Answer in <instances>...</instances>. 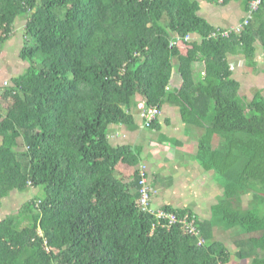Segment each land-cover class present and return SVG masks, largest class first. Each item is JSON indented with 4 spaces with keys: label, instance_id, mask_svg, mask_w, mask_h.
Returning <instances> with one entry per match:
<instances>
[{
    "label": "trees",
    "instance_id": "16d2710c",
    "mask_svg": "<svg viewBox=\"0 0 264 264\" xmlns=\"http://www.w3.org/2000/svg\"><path fill=\"white\" fill-rule=\"evenodd\" d=\"M199 1L0 0V52L23 17L28 64L0 86V207L11 191L37 189L0 219V264H264V95L240 93L229 62L254 66L264 0H234L250 19L227 36ZM139 102L161 111L148 126ZM170 113L222 192L203 220L187 206L153 207L188 214L197 234L139 207L143 145L111 140L123 125L181 145L161 131ZM122 162L136 167L127 182ZM214 228L237 234L233 254Z\"/></svg>",
    "mask_w": 264,
    "mask_h": 264
},
{
    "label": "rangeland",
    "instance_id": "374dc122",
    "mask_svg": "<svg viewBox=\"0 0 264 264\" xmlns=\"http://www.w3.org/2000/svg\"><path fill=\"white\" fill-rule=\"evenodd\" d=\"M236 12L237 9L235 10L234 16H236ZM202 13L204 14L205 12ZM198 14L201 15L200 13ZM213 14L216 17L217 13ZM24 24L25 19L23 17H19L15 20L13 35L5 43L2 51L0 52V86L2 87L9 86L10 77L12 75L22 73L28 65L19 58V51L25 44L26 39L24 37ZM216 26H221L228 29L230 27L219 24ZM256 48L257 52L254 66H247L248 64H245L244 57L241 55H236L229 59V62L233 66L232 77L239 80L241 84L239 90L240 93L245 94L249 99L256 92H261L264 95V48L258 43ZM183 51L185 52L186 49H183ZM5 82H7V84H5ZM43 101H45L43 104L41 101V103L39 102L41 108L47 107L51 103L48 97H46ZM11 103V99L6 100L4 102V106H10ZM163 114L164 113H162V115ZM169 116H171V124L162 126L161 131L167 133L169 136L180 139L182 146L177 145L176 143L172 144L167 142L165 147L166 149L163 150L161 154H159L160 156L166 158H164L165 164H161L163 167H165L162 169V174H170V177H172L170 180L171 183L173 177L176 176V170H179V175L176 177V180L183 182V187L181 190H179V192H181L183 195L180 197L179 194L174 196V199L177 201V205L179 207L187 206L194 209L201 220L209 218L211 215L210 206L216 203L220 198L222 187L218 184L217 178L215 177V172L202 171L197 161L193 158L196 151V140L191 139L192 135H186L184 132L185 125L176 120L175 113H170ZM191 128L194 129V126H191ZM141 135H138V137H142V139L150 138V140H156L155 138H157L158 134L156 132H150L149 134L141 133ZM131 136L132 135H130L129 138L127 135V137H121L120 140L117 139L112 141L124 142L123 140L126 139V142L132 143L134 139ZM141 143H143V146L147 147V149L151 147V143L148 140H143ZM154 146L157 147L158 143H155ZM135 168V166L125 165L123 162L122 164L120 163L118 165V170L124 175L126 182L132 178ZM148 176L149 181L152 180V175L150 177V174L148 173ZM36 190L37 189L31 188L24 193L11 191L8 197L2 199V205L0 207V219L4 218L9 213H17L19 207L36 194ZM177 190H175V193H179L176 192ZM243 206H247L246 202H244ZM27 223L28 221L24 219L22 226L26 225ZM230 232L231 231H227L222 228H214V237L216 240L223 242L233 254L236 250L234 241L238 236L237 234ZM239 261L245 263L247 262V260L241 261L235 255H232L230 264H235Z\"/></svg>",
    "mask_w": 264,
    "mask_h": 264
},
{
    "label": "crops",
    "instance_id": "0c3cea01",
    "mask_svg": "<svg viewBox=\"0 0 264 264\" xmlns=\"http://www.w3.org/2000/svg\"><path fill=\"white\" fill-rule=\"evenodd\" d=\"M199 2H200V9H199L198 13H200L202 17H204L207 21H209L211 24H214V25L219 24L222 26H232V25L236 24L237 22H239L243 16V14L245 13V11L242 10L241 2H239V1L233 0L224 6L209 3L206 0H200ZM204 5H206V6H204ZM236 9H237L236 16H234ZM202 12H205V13L203 14ZM213 13H217L216 17ZM168 117L171 119V116H168ZM148 132L150 133L151 131H142V132H140V130L132 131L128 128H125V126H123V125H118V128H116V130L114 132H112V134H111V140H117V139L120 140L121 137H127V135L129 138H130V135H132L131 137L134 139V141L132 143H135V144L143 145V143H141V141L148 140L151 143L150 144L151 147H149L148 148L149 150H148L147 147L143 146L144 157H143L142 161H143V163H146L147 166L149 167L150 174L153 173L155 175V177H153V180H154V184H155L156 195L154 196L153 202L155 204L158 203L161 205L172 204L176 207H179L177 205L176 199H174V196H176L178 194H179V197L181 195H183L181 192H179V190H181L183 187V182L176 180V177L179 175V170H176V176L173 177V180L170 183V180L172 179V177H170V174L169 175L162 174L163 173L162 169L165 167H163V165H161V164L162 163L165 164L166 158L159 155V154H161V152L163 150L166 149L165 147H166L167 142L172 143V141H165V142L160 143L158 140V135H157V138H155L156 140H154V139L150 140V138L142 139V137L141 138L138 137V135H141V133L142 134H145V133L149 134ZM156 133L159 134L158 132H156ZM141 136H143V135H141ZM169 138H175V139L179 140V143L182 144L180 139H178L176 137L169 136ZM138 139H140V140H138ZM123 141L124 142H115V143H121V144L128 143V142H126L127 141L126 139ZM129 143H131V142H129ZM155 143H158L157 147L154 146ZM175 190H177L176 192H179V193H175Z\"/></svg>",
    "mask_w": 264,
    "mask_h": 264
},
{
    "label": "built area",
    "instance_id": "2783aa9c",
    "mask_svg": "<svg viewBox=\"0 0 264 264\" xmlns=\"http://www.w3.org/2000/svg\"><path fill=\"white\" fill-rule=\"evenodd\" d=\"M261 2V0H252L251 1V8L254 9L258 6V4ZM249 14L244 15V19L241 21V23H237L234 26L230 27L231 30L233 29L235 32H239L243 26L247 25L249 23ZM230 29L224 28L220 31V34L222 36H227ZM139 116H140V127L148 126L154 119L159 117L161 115V111L156 106H147L144 102H139L137 104ZM139 176H140V183L141 186L139 188V198H138V205L139 207L148 212L155 213L157 217L161 218H167L169 222H178L182 225L184 228V231L189 234H197L198 230L194 226L193 220L189 219L188 214L184 215H177L175 213H167L162 210H155L153 207V189H151V185L149 183V176L148 171H146V168L144 165L140 166L139 170Z\"/></svg>",
    "mask_w": 264,
    "mask_h": 264
},
{
    "label": "clouds",
    "instance_id": "9594fccd",
    "mask_svg": "<svg viewBox=\"0 0 264 264\" xmlns=\"http://www.w3.org/2000/svg\"><path fill=\"white\" fill-rule=\"evenodd\" d=\"M244 15H245V14H244ZM244 15H243V16H244ZM241 20H243V18H241ZM237 23H239V22H237ZM237 23H236V24H237ZM234 25H235V24H234ZM230 68H233L232 64H230Z\"/></svg>",
    "mask_w": 264,
    "mask_h": 264
}]
</instances>
